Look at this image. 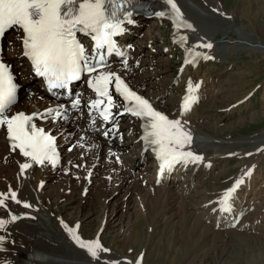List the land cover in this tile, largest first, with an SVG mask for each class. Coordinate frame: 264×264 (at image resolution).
I'll use <instances>...</instances> for the list:
<instances>
[{
    "label": "rangeland",
    "instance_id": "374dc122",
    "mask_svg": "<svg viewBox=\"0 0 264 264\" xmlns=\"http://www.w3.org/2000/svg\"><path fill=\"white\" fill-rule=\"evenodd\" d=\"M219 1L221 12L209 6L212 7H208L209 14L200 12L201 16H206L205 19L195 18L200 26L199 31L196 28L197 33L207 39L204 44H212L211 49L200 47V54L197 55L200 66H182V51L172 42V26L164 20L166 24L159 25L160 29L156 27L153 31V15L143 17L145 22L133 28L140 29V33L135 36L134 47L139 58L145 62L142 74L156 76L153 90L158 93L169 88L172 90L166 98L167 102H179L189 83L200 84L202 89L198 95V103L191 110L194 114H188L187 117L201 119L200 123L205 126L203 131L214 138L211 142L215 146L219 145L218 148L221 147L226 152L227 143L232 142L234 146L229 154H224L222 160L209 164L203 177L201 171L198 173L188 188L186 201L188 199L189 207L196 211L207 212L210 203L213 212L221 211L219 201L224 194L236 185L237 180L246 179L237 188L238 194L245 198V204L238 203L233 196L228 201L234 203V211L239 213L241 223L236 230L231 229L227 234L223 232L219 235L204 231L200 224L195 227L190 224H175V216L181 215L177 207L159 212L157 209L144 212L142 209L148 208L144 196L148 193L128 196L127 192L131 184L136 183L138 188L145 186L144 174L139 170L133 173L126 169L132 181L130 186L126 184L117 188L116 183L112 184V180L108 179L110 188L107 186L106 191L101 192V197L105 198L96 199L94 195H86V190L79 197L80 190L73 191L71 186H67L64 197L58 199L54 208L58 205V211L67 218H74L75 215L80 217L82 237H90L98 229L100 218L96 211L99 205L105 203V213L116 215L114 220L108 221L102 242L104 249L108 250L107 256L118 261L123 260L128 264H136L138 259L141 264H264V147L258 149L259 155L254 149L260 143L261 146L264 145V0ZM197 36L192 35L194 39ZM148 37L151 38L150 43L146 42ZM193 46L195 47V43ZM205 56L212 58L205 59ZM22 102L23 90L20 103ZM60 130L65 132L66 128ZM72 137L62 139L70 141L68 154L78 155L81 153V147L78 148L76 142L78 136ZM64 154L65 161L67 157ZM123 159L116 155L114 161L124 166ZM96 160L97 158L95 162L98 161ZM64 166L63 164L59 170H63ZM82 166L84 169H78L76 178L84 175L87 167ZM54 176V180L47 183L49 189L46 192H49L50 187L61 188V182H55L58 175ZM88 176L89 174L86 177ZM175 188L177 189L176 184L172 185L171 189L175 191ZM59 190L63 191V188ZM70 196L74 202L66 200L65 197ZM58 211L54 210V214L57 215ZM59 218L61 217L58 220ZM80 222L78 221L79 224ZM129 225L132 238L137 242V246L132 242L131 251L120 245Z\"/></svg>",
    "mask_w": 264,
    "mask_h": 264
},
{
    "label": "bare ground",
    "instance_id": "6f19581e",
    "mask_svg": "<svg viewBox=\"0 0 264 264\" xmlns=\"http://www.w3.org/2000/svg\"><path fill=\"white\" fill-rule=\"evenodd\" d=\"M144 1L148 4V10L154 16V23L151 29L153 31L156 27L160 29L163 24H166L164 20H166L167 24L170 23L172 26V42L177 44L181 51H183V57L188 55V59H195V67L200 66V60L197 58V55L200 54V47L197 48V45L204 44V41H207V39L204 36H199L197 33L196 28L199 31L200 26L196 23L197 21L195 18L205 19L206 16H201L200 12L209 14V8L212 7V9L215 8L217 12H221L218 3L220 1L173 0L180 9L183 20L187 24L192 25V29L182 27L184 28L183 30L173 24L172 10L164 0ZM161 11L165 12V16L157 17L155 13ZM134 21L137 26L138 24L144 23L145 18L136 17ZM159 25L161 26L158 27ZM193 28H195V30H193ZM125 31V34L117 39L118 49L123 52L124 55L121 56L119 60H116V57L113 55L110 64L104 71H111L123 77L135 91L144 96V98L152 104L154 109L166 114L170 119H180L185 130L189 131L192 135L191 145L185 150L192 151L202 156L203 159L195 164L190 163L187 166L176 165L171 171L165 170L161 172L159 161L152 153L151 147H146L144 141L140 138L141 132L138 123L133 119L120 115L119 112L122 108L117 107L112 109L113 118L108 124H104L103 121H100L95 111L92 112L91 117L89 116L90 109L87 105L95 99L94 94L88 87L89 79L83 80L78 86L76 89L77 96L73 100H71L67 95L68 93L64 91L60 92L59 98L47 95L45 89L43 90L40 86V83L33 80L31 71L27 68L24 59L21 57V51L19 49L20 39L18 38L20 37L19 32L16 30L12 31L6 37L5 46L7 50L3 52V57L4 60L13 67V72L18 77V83L22 88L24 87L22 89L23 102L15 106L16 111H25L29 115L36 114L34 120L38 126L43 127L46 131H52L53 135L61 133V128H66V131L62 132L57 140V153L59 159L54 168H52L50 163H46L42 166L34 165L21 175L19 165L25 162L26 158L8 147V143L5 140L4 128H0V194L8 197L5 201L7 207L0 209V220L6 221L4 228L0 229V237L4 238L3 244H0V248H3V251H0V264H128L123 260L118 261L112 256H107L106 253H101L102 259L100 260H95L90 257L85 249L78 246L72 236L69 235L68 230L64 228L61 223L63 222V224L75 229L76 235L81 236L82 223L80 222V217L75 215L74 218H67V216H62L60 210L58 211V205L54 208V204H57L58 199L64 197V190L67 186H71L72 188H70L73 189V191L77 189L80 190L78 192L79 197H82L83 190H86V195H94L96 199H99L102 195L101 192L106 191L107 186L111 185L108 179L112 180V184L116 183L115 185L118 186L117 188L122 185H129L132 181L128 176L129 172L126 170L127 168L130 172L134 173L135 170H139L144 174L145 186L138 188L135 186V183L131 184V187L128 188L129 190L126 188L128 190V196L139 195L141 192L148 193L144 196L148 203V208L145 207V209H142L144 212L148 213L149 209H157L159 212L164 211L166 208L174 209L177 207L181 215H176L177 213H175L177 219V221L174 222L175 224H190L192 227L200 224V228L204 231L219 235L223 232L227 234L229 230H236V228L239 227L241 223H239L240 215L236 210L234 211V203L232 202L228 203L227 211L218 210L217 212L212 211L211 203L209 204L208 202L210 209L204 213L200 212V210L196 211V209H191L187 203L188 199L186 201L189 192L188 188L191 186V182L196 179L198 173L201 171V176L204 175L206 170H208L207 166L209 164L222 160L224 154H229L234 146L232 142L227 143L226 152L223 148H218L219 143H217L218 146H215L211 142L214 138L203 131V127L205 126L200 123L201 119L187 117L188 114H194L191 110L193 105L196 104L198 95L202 89L200 84H198L199 88L196 89L194 93V103L191 105L190 109L186 111L185 115L181 117L180 106L186 93L180 96L179 102L177 101V103H174L166 101V98L172 93L170 88L165 91L163 90L161 93L153 90L155 87L153 86V82L156 76L142 74L141 71L145 62L139 58L140 55L138 56L139 53L135 51L136 47H134L135 36L140 33V29L128 28ZM193 34L198 36L194 39V37H192ZM182 37L186 38V43L181 42ZM191 39L193 40L190 43ZM146 42L150 43L151 38L148 37ZM192 43L193 45L195 43V47L198 50ZM198 57L201 56L199 55ZM149 66L151 65L149 64ZM51 98L54 99L53 102L49 101ZM76 100L80 101V107L83 105V108L78 107L73 109V103ZM50 109L53 110L52 115H46ZM55 110H60L62 114L66 113L67 120L63 118V116L58 120L54 119ZM174 114H176V116H174ZM116 121H118V123L115 124ZM106 131L108 133L107 136L105 135ZM123 132H126V134H123ZM74 135L78 136V138L76 137L77 147H81V153H78V155L68 154L67 147L70 141L65 142L66 140L64 141L62 139L63 137L70 138ZM81 137H83V139H81ZM261 145L262 143L254 148L257 150V154L259 153L258 149L264 147V145ZM64 153L67 157L65 161V157L63 156ZM116 155L117 157L124 158V166L114 161ZM90 158H92V160H90ZM96 158L98 160H96L97 162H95ZM63 161L65 163H63ZM63 164L65 166L63 170L61 169L62 172L60 173L61 170L59 169ZM82 165L87 167L86 171L84 175L82 174L81 177L79 175L76 178L79 172L78 169L82 170L83 168ZM73 168H75L74 173ZM54 171L55 174L58 175V180L56 179L57 181L55 182L58 184L61 182L63 191H60L59 189L61 188L57 186L58 188L50 187L49 192H46L48 188L47 183L56 177L54 176L55 174H53ZM86 172H89L87 173L89 174L88 181L85 178L87 176ZM160 173L161 177L158 178ZM185 173H187L186 176L184 175ZM243 181L245 182L246 179ZM174 184L177 186L175 191L171 189ZM239 187L240 186L236 187L235 191L232 192V196L235 201L243 205L245 204V198L238 194L237 188ZM108 188H110V186ZM10 190L16 191L18 193V199L22 202H27L31 207L24 208L22 204L13 202L10 199ZM114 190L116 189L114 188ZM65 198L69 202H74L72 196ZM105 205V203L101 206L99 205L96 211L100 218L98 229L93 235H89L90 237L83 238L84 241L98 238L103 248L105 247L102 242V236L104 235L105 227L108 226L107 223L109 220H114V217H116L115 214L107 215V213H105ZM54 210L56 212L58 211L57 215L54 214ZM9 211L20 218L11 221L7 214ZM58 217L61 218L58 220ZM76 224L77 226H75ZM127 230V233H123L125 236L120 245L131 251L133 249L132 242H134L136 246L137 242L132 238V233L130 231L132 230L131 225H129Z\"/></svg>",
    "mask_w": 264,
    "mask_h": 264
},
{
    "label": "snow or ice",
    "instance_id": "6c2138e0",
    "mask_svg": "<svg viewBox=\"0 0 264 264\" xmlns=\"http://www.w3.org/2000/svg\"><path fill=\"white\" fill-rule=\"evenodd\" d=\"M164 2L172 10V20L176 27L192 29V25L183 20L180 9L173 0ZM137 3L138 0H0V37L11 29L22 31V36L18 38L22 41L23 56L30 62L35 75L42 77L50 90L64 88L71 81L79 80L82 74L87 73L90 77L88 87L96 96L88 104L90 117L95 111L104 121L112 118V109L117 107L110 94V86L114 85L116 93L123 101L119 107L142 121L141 139L146 147L152 148L159 161L160 171H171L176 165L187 166L203 159L202 156L185 150L191 145V133L185 130L180 119H170L166 114L154 109L147 99L132 90L120 76L111 71L98 70V65L107 67L103 63V50L124 55L119 51L114 37L126 30L125 24L135 23L132 18L133 12L129 9ZM155 15L163 17L165 12H156ZM78 34L91 39V50L78 39ZM181 42L186 43V38L182 37ZM197 47L211 49L212 44L205 43ZM204 58L211 59L209 56ZM194 62L195 59L189 61L186 58V63ZM18 87L10 66L0 61V127H6L11 149L13 151L18 149L19 154L26 158V161L19 165L20 173L23 175L34 165L50 163L55 166L59 155L55 139L32 123L36 114L31 116L24 112H17L11 116L7 114L17 102ZM198 88V84L193 86L189 83L180 106L181 117L194 103V93ZM79 104V100L74 101L73 109L78 108ZM52 112L50 109L46 115L50 116ZM62 116L67 118L66 113L62 114L60 110H55L54 119L58 120ZM105 135H108L107 131ZM242 183V180H237L236 185L224 194L219 201L221 211L228 210L232 192ZM9 195L16 204H22L24 208L31 207L27 202L18 199L16 191L10 190ZM6 199L8 197L0 194V209L7 207ZM7 214L11 221L20 218L10 211ZM5 223L6 221L0 220V229L4 228ZM61 223L78 246L85 249L93 259L100 260L101 253L108 252L98 238L84 241L76 235L75 229ZM3 242L4 238L0 237V244ZM0 251H3V248H0ZM136 264H141L140 259Z\"/></svg>",
    "mask_w": 264,
    "mask_h": 264
}]
</instances>
